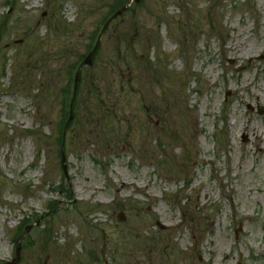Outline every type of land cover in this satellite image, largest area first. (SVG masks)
<instances>
[{
	"label": "rangeland",
	"instance_id": "rangeland-1",
	"mask_svg": "<svg viewBox=\"0 0 264 264\" xmlns=\"http://www.w3.org/2000/svg\"><path fill=\"white\" fill-rule=\"evenodd\" d=\"M262 56L264 0H0V264H264Z\"/></svg>",
	"mask_w": 264,
	"mask_h": 264
},
{
	"label": "water",
	"instance_id": "water-1",
	"mask_svg": "<svg viewBox=\"0 0 264 264\" xmlns=\"http://www.w3.org/2000/svg\"><path fill=\"white\" fill-rule=\"evenodd\" d=\"M135 1H136L137 3H139L140 0H135ZM121 14H122V12L118 13V14L116 15V17L119 16V15H121ZM109 24H110V23H109ZM109 24L106 25L105 30L107 29V27H108ZM94 54H95V52H92V53L86 58V60H85V62H84V66L93 67V56H94ZM78 81H79V73H78L77 76H76V88H77ZM62 158H63V159H62V164L64 165V171L66 172V167H65L66 157H65L64 154H63ZM20 251H21V247H19V249H18V257H17V259H16L15 261H13L12 263H8V264H17L18 262H20V260H21V257H20Z\"/></svg>",
	"mask_w": 264,
	"mask_h": 264
},
{
	"label": "bare ground",
	"instance_id": "bare-ground-1",
	"mask_svg": "<svg viewBox=\"0 0 264 264\" xmlns=\"http://www.w3.org/2000/svg\"><path fill=\"white\" fill-rule=\"evenodd\" d=\"M255 136H256V139H257V140L261 141L262 135L257 134V135H255Z\"/></svg>",
	"mask_w": 264,
	"mask_h": 264
},
{
	"label": "trees",
	"instance_id": "trees-1",
	"mask_svg": "<svg viewBox=\"0 0 264 264\" xmlns=\"http://www.w3.org/2000/svg\"><path fill=\"white\" fill-rule=\"evenodd\" d=\"M76 100V97H74V100L73 101H75ZM74 103V102H73Z\"/></svg>",
	"mask_w": 264,
	"mask_h": 264
}]
</instances>
